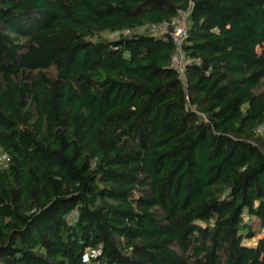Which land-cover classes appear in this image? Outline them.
<instances>
[{
	"label": "trees",
	"instance_id": "1",
	"mask_svg": "<svg viewBox=\"0 0 264 264\" xmlns=\"http://www.w3.org/2000/svg\"><path fill=\"white\" fill-rule=\"evenodd\" d=\"M0 152V264H264V0H0Z\"/></svg>",
	"mask_w": 264,
	"mask_h": 264
},
{
	"label": "built area",
	"instance_id": "2",
	"mask_svg": "<svg viewBox=\"0 0 264 264\" xmlns=\"http://www.w3.org/2000/svg\"><path fill=\"white\" fill-rule=\"evenodd\" d=\"M190 11H180L179 15L170 21H165L160 24L149 25V30L162 34L165 41H172L176 47V54L172 60V66L178 68L180 71L184 70V63L186 60L185 52L182 48L188 34V16ZM147 29L146 26L139 28L143 31ZM130 30H126L125 33H129ZM119 32H114L113 36L118 35ZM10 157L6 152H0V165L6 167Z\"/></svg>",
	"mask_w": 264,
	"mask_h": 264
}]
</instances>
